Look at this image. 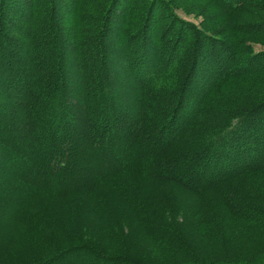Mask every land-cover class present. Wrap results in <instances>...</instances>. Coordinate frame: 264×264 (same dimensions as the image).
I'll return each instance as SVG.
<instances>
[{
	"label": "trees",
	"instance_id": "obj_1",
	"mask_svg": "<svg viewBox=\"0 0 264 264\" xmlns=\"http://www.w3.org/2000/svg\"><path fill=\"white\" fill-rule=\"evenodd\" d=\"M255 44L264 0H0V264H145L41 214L124 179L169 264H264Z\"/></svg>",
	"mask_w": 264,
	"mask_h": 264
},
{
	"label": "rangeland",
	"instance_id": "obj_2",
	"mask_svg": "<svg viewBox=\"0 0 264 264\" xmlns=\"http://www.w3.org/2000/svg\"><path fill=\"white\" fill-rule=\"evenodd\" d=\"M176 13L196 26L204 20V16H197L199 12L186 13L182 9H176ZM254 47L257 50L264 48L259 44ZM120 73L125 74L124 71ZM9 180L6 179L7 182ZM152 188L150 184L141 185L139 181L124 179L103 189L99 195L62 204L57 202L51 206L52 211L45 210L41 214L45 223L50 220L64 239L74 234L82 239H92V242L103 248L106 255L136 259L145 264H169V249L147 230L133 210L149 209L148 206L156 205L154 198L152 199ZM172 189L170 185H164L165 193L174 200ZM40 204L43 207L50 202L43 197ZM34 209L36 211L40 207L33 206L31 211Z\"/></svg>",
	"mask_w": 264,
	"mask_h": 264
}]
</instances>
